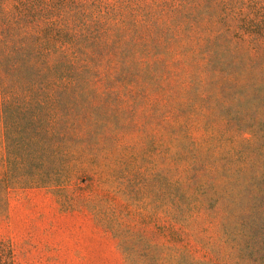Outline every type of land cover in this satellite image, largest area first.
<instances>
[{
    "label": "trees",
    "instance_id": "trees-1",
    "mask_svg": "<svg viewBox=\"0 0 264 264\" xmlns=\"http://www.w3.org/2000/svg\"><path fill=\"white\" fill-rule=\"evenodd\" d=\"M259 2L0 0V120L6 150L0 209L5 211L12 187L64 186L85 171V164L109 161L96 151L116 135L114 117L97 95L155 88L166 99L167 149L172 150V141L180 148V165L172 169L167 163L165 172L168 198L183 206L182 226L191 231L194 222L227 221L222 208L232 209L237 201L229 189L234 171L227 163L220 169L212 165L220 155L210 154L208 143L219 129L242 142H264L257 130L264 125V11L245 12ZM194 86L198 105H189L184 114L176 97ZM116 173L128 182L135 177ZM244 174V184L253 188L241 200L243 218L260 230L248 238L264 249V169ZM252 202L259 204L254 214ZM161 249L164 257L150 260L144 254L142 259L195 264L187 249ZM123 252L130 264H139L131 251ZM0 264H14L3 241Z\"/></svg>",
    "mask_w": 264,
    "mask_h": 264
},
{
    "label": "rangeland",
    "instance_id": "rangeland-1",
    "mask_svg": "<svg viewBox=\"0 0 264 264\" xmlns=\"http://www.w3.org/2000/svg\"><path fill=\"white\" fill-rule=\"evenodd\" d=\"M263 2L260 0L257 8L247 5L245 12L264 11ZM260 65L258 61L254 68ZM156 90L120 89L96 96L114 117L116 135L96 151L100 157H109L108 162L85 164V171L77 172L64 186L8 190L6 209H0V241L9 244L14 264H130L124 249L131 251L139 264H147L144 254L150 260L164 257L162 245L187 249L195 264H264V249L248 238V233L260 230L245 222V203L241 201L253 188L244 184V173L264 169V142H242L222 129L215 139H209L210 154L220 155L212 165L220 169L227 163L234 171L229 189L237 201L232 209L222 208L225 218L230 217L227 221L194 222L190 231L181 223L183 206L166 194V165L170 163L172 169L180 165V148L172 141V150L167 149L171 142L164 125L166 99ZM183 94H178L175 102L182 106L175 108L185 114L191 110L189 105L197 104L196 86ZM227 115L235 121L234 115ZM230 128L233 130L232 125ZM257 130L258 135H264V125ZM119 170L135 177L129 182L122 180L116 173ZM5 171L0 120V179ZM258 205L252 202L251 214ZM124 234V241L116 236ZM162 264L175 262L164 259Z\"/></svg>",
    "mask_w": 264,
    "mask_h": 264
}]
</instances>
